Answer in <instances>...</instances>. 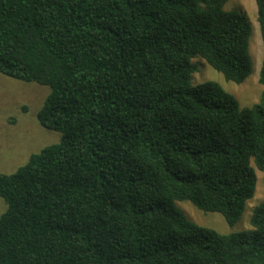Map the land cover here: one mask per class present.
I'll list each match as a JSON object with an SVG mask.
<instances>
[{"label":"trees","instance_id":"trees-1","mask_svg":"<svg viewBox=\"0 0 264 264\" xmlns=\"http://www.w3.org/2000/svg\"><path fill=\"white\" fill-rule=\"evenodd\" d=\"M229 0H0V74L50 89L38 124L61 134L0 174V264H264V203L235 225L264 173L259 103L240 109L195 58L241 84L252 25Z\"/></svg>","mask_w":264,"mask_h":264},{"label":"rangeland","instance_id":"rangeland-1","mask_svg":"<svg viewBox=\"0 0 264 264\" xmlns=\"http://www.w3.org/2000/svg\"><path fill=\"white\" fill-rule=\"evenodd\" d=\"M232 9L245 14L252 25L250 40L252 73L241 84L228 82L222 74L213 70L202 60L195 58L192 63L196 65L197 72L191 83H217L236 98L240 109H247L259 103L263 91V87L258 82L263 47L254 0H229L224 10ZM49 91L48 87L23 83L0 74V174L14 173L27 163L31 155L60 142V133L43 129L37 120L39 110ZM255 174V193L246 203L240 220L233 226H229L220 214L204 212L189 202H176L174 209L192 223L214 230L221 235L250 231L253 211L258 205L264 203V173L255 170ZM6 210L7 205L0 198V215Z\"/></svg>","mask_w":264,"mask_h":264}]
</instances>
